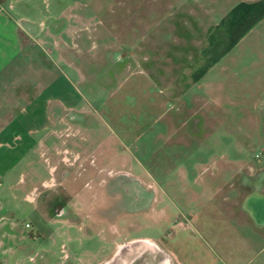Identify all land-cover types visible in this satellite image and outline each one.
<instances>
[{"label": "rangeland", "instance_id": "374dc122", "mask_svg": "<svg viewBox=\"0 0 264 264\" xmlns=\"http://www.w3.org/2000/svg\"><path fill=\"white\" fill-rule=\"evenodd\" d=\"M30 5L43 43L15 65L2 110L41 67L81 100L35 154L27 201L2 199L17 219L0 264L235 263L224 194L234 171L264 168V0ZM254 249L260 262L264 236Z\"/></svg>", "mask_w": 264, "mask_h": 264}, {"label": "crops", "instance_id": "0c3cea01", "mask_svg": "<svg viewBox=\"0 0 264 264\" xmlns=\"http://www.w3.org/2000/svg\"><path fill=\"white\" fill-rule=\"evenodd\" d=\"M30 1L0 0V88L2 82L7 78L11 81L15 76L14 68L18 64L23 66L32 60L34 41L43 43L42 27L37 24L42 19ZM36 73L37 84L35 90L31 89V95L27 93L26 84L21 86L29 95L20 98L25 102L20 108L9 105L8 109L2 110V94H11V90L18 89L19 85H13L11 81L8 87L0 90V237L12 236L8 230L12 224L8 220L17 219L10 210L12 207L2 199L26 200L25 194L38 187L35 182V154L40 152L41 156V144L51 140L56 125L67 119L66 111L81 100L78 85L66 72L50 78L47 68L41 67ZM55 89L58 91L57 101L49 103ZM233 173L238 176L234 178L236 181L225 183L231 187V192H225L224 201L228 196L227 204L236 206L231 209L228 205L226 210L229 227L240 242V250L230 248L237 254L235 263L219 258L209 264H264V256L260 262H253L254 255L258 253L254 246L264 236V168L251 165L248 170L239 169ZM15 207H18L17 211L23 209L22 206ZM228 236L232 235L228 233ZM246 253L252 254L247 261L244 259ZM175 254L178 255V250Z\"/></svg>", "mask_w": 264, "mask_h": 264}]
</instances>
